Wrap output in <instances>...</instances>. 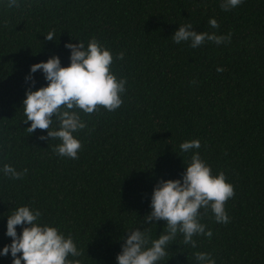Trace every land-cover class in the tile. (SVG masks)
I'll list each match as a JSON object with an SVG mask.
<instances>
[{
	"label": "trees",
	"instance_id": "1",
	"mask_svg": "<svg viewBox=\"0 0 264 264\" xmlns=\"http://www.w3.org/2000/svg\"><path fill=\"white\" fill-rule=\"evenodd\" d=\"M220 5L17 0L9 7L0 0V165L27 169L16 179L0 176V247L11 241L6 215L28 205L40 211L39 222L72 237L80 255L69 260L116 264L130 228L146 227L152 238L165 230L164 220L143 222L151 190L160 179H179L195 151L233 186L224 202L229 219L218 223L210 209H200L199 222L211 235L194 234L193 247L178 232L158 264H197L195 252L209 253L215 264H264V0ZM184 23L229 38L197 47L174 43L172 33ZM50 30L55 41L44 39ZM93 37L110 51V70L125 79V91L115 110H78L85 127L73 133L81 144L73 159L53 151L59 140L46 130L28 132L25 89L47 82L40 70L31 81L25 76L53 54L67 66L65 43L86 45ZM191 139L199 148L180 151ZM23 226H15L17 235ZM11 259L0 256V264Z\"/></svg>",
	"mask_w": 264,
	"mask_h": 264
},
{
	"label": "clouds",
	"instance_id": "2",
	"mask_svg": "<svg viewBox=\"0 0 264 264\" xmlns=\"http://www.w3.org/2000/svg\"><path fill=\"white\" fill-rule=\"evenodd\" d=\"M241 2L221 0L220 6L227 10ZM16 4L17 0H8L9 7ZM208 23L217 27L214 18H209ZM228 38L198 32L191 23L178 25L172 33L174 43L187 41L190 47H197L206 39L220 44ZM44 39L55 41L54 31L44 34ZM64 47L70 50L67 66H61L55 54L29 66L25 80L31 81V73L40 70L47 83L34 90L25 89L21 106L25 116L23 121L30 122L29 133L37 128L46 130L48 138L59 140L53 151L75 159L81 144L73 133L85 127L78 110L92 113L98 111V106L115 110L122 103L125 79H118L110 70L113 57L94 37L86 45L76 40L75 44L66 42ZM122 56V52L117 53L116 59ZM221 70L217 68V71ZM38 138L45 139L43 135ZM199 146L198 139H191L181 142L178 147L180 151L188 152ZM25 172L27 169L17 171L7 163L0 165V176L16 179ZM232 195L233 186L226 181L224 173L220 171L213 175L210 167L193 151L179 179H160L151 190L150 211L143 217V222L149 225L164 220L165 230L152 238L146 227L130 228L115 256L116 264H158L178 232L186 244L195 247L194 234L211 235V231L205 230V225L199 222V210L210 209L216 222L226 223L229 217L224 202ZM40 215L39 210L28 205L17 206L6 215L5 235L11 237V241L0 247V256L10 255L11 264H79L78 260L68 259L80 255L72 237L65 236L55 226L39 222ZM21 224L24 226L17 235L15 226ZM194 256L197 264H215L209 253L195 252Z\"/></svg>",
	"mask_w": 264,
	"mask_h": 264
}]
</instances>
